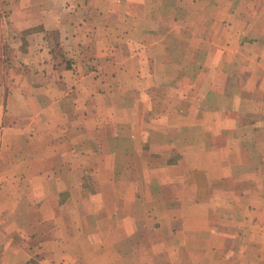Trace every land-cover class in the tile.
<instances>
[{"label":"crops","instance_id":"crops-1","mask_svg":"<svg viewBox=\"0 0 264 264\" xmlns=\"http://www.w3.org/2000/svg\"><path fill=\"white\" fill-rule=\"evenodd\" d=\"M0 264H264V0H0Z\"/></svg>","mask_w":264,"mask_h":264}]
</instances>
